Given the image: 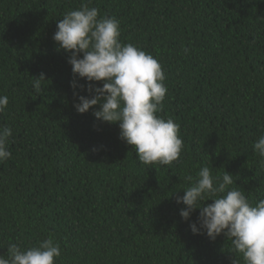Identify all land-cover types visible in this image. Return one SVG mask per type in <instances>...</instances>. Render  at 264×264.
Segmentation results:
<instances>
[{
  "label": "trees",
  "instance_id": "obj_1",
  "mask_svg": "<svg viewBox=\"0 0 264 264\" xmlns=\"http://www.w3.org/2000/svg\"><path fill=\"white\" fill-rule=\"evenodd\" d=\"M82 2L0 0V95L9 98L0 126L13 131L0 163V255L51 236L57 264H233L231 242L193 234L200 210L185 221L177 196L208 166L231 173L251 202L264 199L253 149L264 135V0H91L119 21L123 43L166 72L159 115L180 125L184 142L171 165L142 164L118 122L95 118L99 105L76 111L88 82L53 35Z\"/></svg>",
  "mask_w": 264,
  "mask_h": 264
},
{
  "label": "clouds",
  "instance_id": "obj_2",
  "mask_svg": "<svg viewBox=\"0 0 264 264\" xmlns=\"http://www.w3.org/2000/svg\"><path fill=\"white\" fill-rule=\"evenodd\" d=\"M91 0H83L80 7L66 12L53 35L58 50L70 53L68 62L74 75L86 79L89 96H78L76 111H93L102 122L119 123L120 138L135 147L142 164L171 165L183 153L184 142L180 125L173 119L159 115L167 94L166 72L151 53L120 39L119 21L100 15ZM185 52L188 49L184 50ZM82 54V56H81ZM44 73L35 77L33 88L42 91ZM93 82H102L99 86ZM73 88L77 82L72 81ZM83 87V85H81ZM9 104L0 95V113ZM11 127L0 126V163L11 158L8 150ZM132 147V148H133ZM264 167V135L253 143ZM189 186L177 196L180 215L187 221L199 209L197 221L190 224L193 234H206L215 240L223 234L231 242V251L240 254L233 264H264V199L255 203L234 183L231 173L214 176L208 166L200 168L195 177H185ZM212 200V203H206ZM7 255H0V264H57L61 247L51 236L36 246L21 249L12 243Z\"/></svg>",
  "mask_w": 264,
  "mask_h": 264
}]
</instances>
